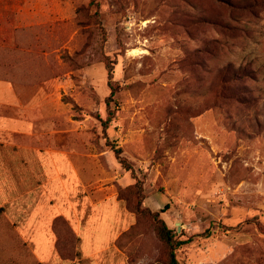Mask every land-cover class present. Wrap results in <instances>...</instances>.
<instances>
[{"label": "rangeland", "instance_id": "1", "mask_svg": "<svg viewBox=\"0 0 264 264\" xmlns=\"http://www.w3.org/2000/svg\"><path fill=\"white\" fill-rule=\"evenodd\" d=\"M91 2H23L40 22L30 17L18 44L24 83L55 102L57 146L85 157L71 195L80 217L55 218L57 252L71 264H163L137 205L191 239L182 264H264V0ZM16 217L0 209V264H37Z\"/></svg>", "mask_w": 264, "mask_h": 264}, {"label": "crops", "instance_id": "2", "mask_svg": "<svg viewBox=\"0 0 264 264\" xmlns=\"http://www.w3.org/2000/svg\"><path fill=\"white\" fill-rule=\"evenodd\" d=\"M23 2L0 0V209L18 213L17 225L24 219L18 231L33 236L34 262L71 264L57 252L53 224L57 215L74 225L79 220L71 195L84 184L85 157L63 141L57 146L55 102L38 85L24 83L18 44L23 42V28L34 24L27 20L36 15H26ZM45 16L44 25L50 21L49 9ZM26 211L31 213L25 220ZM6 217L14 223L10 213ZM101 248H83L85 258Z\"/></svg>", "mask_w": 264, "mask_h": 264}, {"label": "trees", "instance_id": "3", "mask_svg": "<svg viewBox=\"0 0 264 264\" xmlns=\"http://www.w3.org/2000/svg\"><path fill=\"white\" fill-rule=\"evenodd\" d=\"M102 53L104 55V62L109 72V78H112V69H113V64L115 62L111 60V57L108 53L104 51ZM111 146L113 147L114 152L116 156L120 159L121 163L125 165L127 169H130L131 167L129 166L127 159L122 156V152H123L122 148L118 146L116 143L111 144ZM135 208L137 209L138 212H142L143 214L149 216L154 221L156 235L158 239H160L167 248V257L163 264H182L178 258V251L181 248V246L190 242L191 239H181L178 236V234L175 232V230L170 228L167 222L161 217L159 211H152L149 208L142 210L137 205H135Z\"/></svg>", "mask_w": 264, "mask_h": 264}]
</instances>
